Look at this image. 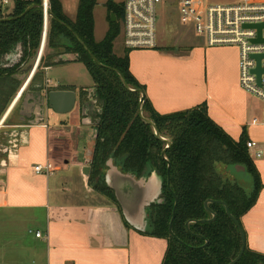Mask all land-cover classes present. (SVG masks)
<instances>
[{
	"label": "crops",
	"instance_id": "crops-1",
	"mask_svg": "<svg viewBox=\"0 0 264 264\" xmlns=\"http://www.w3.org/2000/svg\"><path fill=\"white\" fill-rule=\"evenodd\" d=\"M60 1L64 14L76 20L80 0L76 14L74 8L68 10L65 1ZM109 1L103 0L101 4L106 6ZM96 7L94 38L101 42L111 28L110 13L106 12L105 24L98 34ZM116 41L114 52L122 56L126 49L117 52ZM18 53L17 59L12 60L10 55L4 62L11 60L7 68L21 64V46ZM39 53L40 49L37 57ZM44 53L45 49L42 64L33 75L44 79L36 77L34 96L44 83L53 90H71L79 96L80 90L83 95L90 90L95 101L86 108L87 117L83 118L77 108L59 123L46 117L45 122L34 125L37 118L31 116L30 101L14 116L21 99L12 109L9 110V105L0 113V264H163L167 241L127 226L118 203L114 204L89 184L91 168L86 161L91 158L88 153L93 151L96 134V126L89 124L98 121L101 111L94 84L80 89L68 84L64 71L78 62L76 54L45 59ZM239 59V47H209L197 38L181 51L160 44L156 49L129 51L130 71L145 88V95L157 113L170 115L205 104L211 120L235 141L246 134L248 140L264 148V125L254 123L255 119L264 120V111L256 107L254 98L240 86ZM57 68L61 71L60 82L54 83L55 79L49 76ZM21 71L15 70L13 76H21ZM29 89L31 83L25 92ZM57 160L61 161L59 166L54 162ZM253 161L263 188L255 205L243 216L242 226L248 248L264 255V159ZM38 165H50L52 171L35 174L33 167ZM222 167L229 180L240 184L236 180L242 173L240 169ZM119 171L128 175L120 168ZM108 175L111 184H126L109 165L106 180ZM25 225L31 226L27 230L34 236L23 237L20 230ZM36 231L42 232V238H36Z\"/></svg>",
	"mask_w": 264,
	"mask_h": 264
},
{
	"label": "trees",
	"instance_id": "trees-1",
	"mask_svg": "<svg viewBox=\"0 0 264 264\" xmlns=\"http://www.w3.org/2000/svg\"><path fill=\"white\" fill-rule=\"evenodd\" d=\"M49 1L50 12L59 21L50 17L47 44L51 49L61 50L52 59L62 54H76L77 61L86 66L91 76L96 98L101 105L99 124L96 126L98 136L90 165V185L117 204L105 179L110 159L123 172L138 179L150 175L151 170L156 171L163 178V202L148 208V229L140 233L167 241L163 264H229L241 251L242 237L225 206L218 202L229 206L243 229L242 218L255 205L263 188L247 147L246 134L235 141L211 120L205 104L185 112L161 115L145 96L144 116L156 124L163 138L171 142L165 160L162 153L166 143L159 140L152 126L144 123L139 116V92L145 93V88L130 71L129 51L125 50L122 56L114 52V43L121 32L123 3L110 0L106 4L110 15L114 14L117 20L111 21L106 38L96 42L93 12L97 0H80L74 21L64 14L60 0ZM34 5L37 7L20 17ZM39 5H42V0H15L10 12H0V77L15 72L16 68H3L1 65L18 46L22 48V62L30 59L38 50L43 32V11ZM75 34L103 66L91 58ZM113 69L122 74L129 87L136 92L128 91L120 74ZM220 165L245 167L253 178L252 193L247 194L240 184L221 176ZM176 200L178 205L173 236L169 225ZM209 200L214 201L209 207L217 214V220L203 223V220L212 218L205 206ZM190 221L195 222L190 224L189 231L187 223ZM237 264H264V255L246 246Z\"/></svg>",
	"mask_w": 264,
	"mask_h": 264
},
{
	"label": "built area",
	"instance_id": "built-area-1",
	"mask_svg": "<svg viewBox=\"0 0 264 264\" xmlns=\"http://www.w3.org/2000/svg\"><path fill=\"white\" fill-rule=\"evenodd\" d=\"M15 0H0V12L9 7L10 12ZM176 1L178 15L183 26L190 27L209 47L237 46L240 50V86L248 94L264 102V58L261 60V82L255 70L258 61L254 56H264V43H256L259 31L255 26L264 24V0H241L235 4H210L207 0H124L122 35L124 47L128 51L151 50L159 46L158 6L170 5ZM43 34L40 53L42 56L47 43L50 22V1L42 0ZM264 40V28L261 32ZM39 53V54H40ZM255 124L264 125V120H254ZM247 147L253 159H264V148L258 142L248 140ZM35 174H48V166H34ZM32 234L33 232L30 231ZM36 238H42V232H35Z\"/></svg>",
	"mask_w": 264,
	"mask_h": 264
},
{
	"label": "water",
	"instance_id": "water-1",
	"mask_svg": "<svg viewBox=\"0 0 264 264\" xmlns=\"http://www.w3.org/2000/svg\"><path fill=\"white\" fill-rule=\"evenodd\" d=\"M37 5L29 7L23 15L20 17H24L27 15L30 11H32ZM41 10H43V5L38 6ZM9 11V7L5 8V12ZM49 15L54 18L56 21L57 18H55L51 12H49ZM112 22H115L116 16L114 14L111 15ZM3 21V20H2ZM5 21V20H4ZM68 29L72 30L69 26H66ZM246 28H255L259 31V38L256 40V43H264V40L261 38V32L264 28V24L261 25H255V26H245ZM76 38L80 42V44L86 49L88 54L91 56V58L100 66H103L97 58L91 53V51L88 49V47L82 42V40L75 34ZM255 59L258 61V68L255 70V73L258 75V81L261 82V75L263 73V70L261 69V60L264 58V56H254ZM78 57L76 56V60ZM42 64V57L41 53L38 55V57L32 59L29 64L26 67V71L30 73L29 79L33 78L35 71L41 66ZM112 69V68H111ZM117 73H119L117 70L113 69ZM120 74V73H119ZM122 82L125 86V88L130 92H136L135 90L131 89L125 79V77L120 74ZM28 79V80H29ZM86 92L91 93V91L87 90ZM141 94L140 104H139V116L141 120L152 126L156 137L168 144L170 147L171 142L167 140L166 138H163L160 135V132L156 126L155 123L147 119L143 114V105L145 100V93L143 91L139 92ZM36 97V105L34 106L33 113L34 117L37 118V121H35L34 125H40L41 123L46 121V117H48L49 112H53L60 116H66L70 115L76 110L77 108L81 109L82 117H87L86 114V108H90V104L93 103L95 100L91 96L88 97V101L86 102L85 96H79L77 92L71 91V90H51L46 92L45 86L43 85L40 87V89L35 93ZM83 124L85 125L86 122L83 121ZM99 124V121L96 123L91 122L89 125L97 126ZM98 134L96 132L94 140L96 141ZM94 149V148H93ZM88 155H91V158L86 161V165H91L92 163V155L93 151H90ZM166 155V150L163 151L162 157L164 159ZM167 160V159H166ZM110 166L112 168V171L114 174H118L122 177V179L126 182L125 185H119V184H111L108 180L109 175L107 176L106 183L108 187L113 191L114 196L116 198V201L121 209L122 216L125 220V222L133 229L138 230L140 232H145L148 229V216H147V210L152 204H160L162 203L161 196H162V189H163V178L159 176L157 173L154 175H151L150 177L144 176L141 179H137L136 176L128 173L127 176L121 175L119 171V167L115 165L114 161L112 159L107 162V166ZM235 170H241L242 173L247 172L246 168L240 165L233 166ZM91 168V166H90ZM88 170V167H87ZM91 171V169H89ZM88 170V171H89ZM169 175L167 183L170 185V164H169ZM154 176V178H152ZM106 177V176H105ZM104 196V195H103ZM105 197V196H104ZM107 198V197H106ZM211 203H214V201L209 200L206 203V209L212 214V218L208 220H203V223H213L217 220V214L214 213L209 205ZM222 203L227 211L228 216L232 219V221L237 225V227L240 230V234L242 237V248L239 253V255L232 260L229 264H237L243 257L246 246H247V240L244 230L241 228L239 222L235 219V217L230 212L229 206L224 202H218ZM178 201L176 200L174 211H173V217L171 219L169 230L170 233L174 236L173 233V222L175 220L176 215V209H177ZM192 222L190 221L187 223V229L190 231L189 226ZM200 238H203L202 236H199ZM177 239V238H176ZM208 241H206V245H208Z\"/></svg>",
	"mask_w": 264,
	"mask_h": 264
},
{
	"label": "rangeland",
	"instance_id": "rangeland-1",
	"mask_svg": "<svg viewBox=\"0 0 264 264\" xmlns=\"http://www.w3.org/2000/svg\"><path fill=\"white\" fill-rule=\"evenodd\" d=\"M64 1L68 7V10L74 8L73 11L76 14L79 0H64ZM101 1H103V0H98V4H97L96 10H95L96 18H97L98 25H99V33L98 34H100V32L102 30V26L105 24L106 12H108V14H109L108 7L102 5ZM112 1L113 2L116 1L115 3H123L124 0H112ZM207 1L210 4H215V5L216 4L229 5V4H235L241 0H207ZM176 4L177 3L175 1L170 5L161 3L158 6V40H159L160 45H166L170 49H174L176 51H181L185 47H188L191 44V42L196 38L202 39L203 41H205V40L203 38L199 37L196 33H194L192 28H190V27L186 28L185 26L182 25V23L180 21V17L178 15V10H177ZM111 15L109 14L110 21H112ZM111 24H112V22L109 25H111ZM120 24H121L120 37L118 38V40L116 41V44H115L117 52H121L124 50V40H123V35H122V19L120 20ZM42 34H43V32H42ZM41 40H42V38H41ZM40 47H41V45L39 46L38 50H36L34 52L33 56L30 57V59H28L27 61L21 62V64H20L21 67H19L20 66L19 64H16V70L18 71V69L21 68L22 71L20 73H22V75L20 74L21 75L20 77L16 76L17 77L16 80L15 81L11 80V81H9L10 83L18 86V85H20V83L22 81H25L27 78H29V76H28L29 72L26 71V67L32 59L37 57V54L39 52ZM17 48H16V50H17ZM59 51H61V50L56 51L54 49H51L48 46V44L46 43V48H45V53H44L43 58L50 59V56L55 55ZM16 53L13 54V57L11 58L12 60L17 59V57H19V53L18 54H16ZM73 64H74L73 67H71V68L68 67V69L64 71V75H65L64 77H66L68 84L69 85L72 84V86H75V88H78V89L92 87L93 81L91 79V76H90L86 66L84 64L78 63V62H75ZM55 70H56V72H52L50 74L51 76H49V77L52 79H55L54 83L55 82L57 83L59 81V78H58L59 75L58 74H61V71L59 68H57ZM36 77L42 78V80L44 79V76H34V78L31 81V89L28 90L25 100H23L17 106L16 111L14 113V116L24 107L25 104H27L26 101H30V105H31L30 107L32 109H34V106L36 105V102H35L36 97L33 95L34 91H32V90L34 88V84H36L37 79H38ZM43 85L45 86L46 92L53 90L52 88L46 86V84H44V83H42L40 85V87H42ZM0 86L2 87L1 84H0ZM40 87L38 88V90L40 89ZM5 90H6L5 86H3L2 91H5ZM30 94H32V95H30ZM79 94H81V96H85V99H86L90 96L91 93L87 92V94L83 95L82 90H80ZM12 95L13 94H11V96L9 95V97L4 95L3 98L6 99L5 102L4 101L2 102L0 99V113L3 111L4 108L7 107V104H9V102L11 101ZM251 97L254 98L256 107L258 109H260L261 111H264V103L262 101H260L258 98L254 97L253 95H251ZM31 113H32L31 116H34V113L33 112H31ZM48 117L51 120L58 121V123H59L61 120H65L67 118V115L66 116H60V115H57L53 112H49ZM54 162H55L56 166H59L61 164V161H58V160L54 161ZM219 170H220L219 173L221 174V176H223L225 179L229 178V177H227V175H225L226 173L224 171V168L221 165L219 166ZM105 172H106V170H105ZM236 180L245 189L247 194L252 193L253 188H254V184H253V178L249 173H246V172L240 173L237 176ZM231 181H233V180H231ZM29 227H31V226H29ZM29 227L25 225L24 228H22L20 230L23 237H24V235H27L28 237L34 236L33 234H29V232H28L29 230H27ZM22 259L25 260V257H22Z\"/></svg>",
	"mask_w": 264,
	"mask_h": 264
},
{
	"label": "flooded vegetation",
	"instance_id": "flooded-vegetation-1",
	"mask_svg": "<svg viewBox=\"0 0 264 264\" xmlns=\"http://www.w3.org/2000/svg\"><path fill=\"white\" fill-rule=\"evenodd\" d=\"M16 50V49H15ZM17 52V50L16 51H14V52H12L10 55H13L14 53H16ZM8 60V59H7ZM10 62H7V64L9 63V64H11V60H9ZM7 64H4V66H6L5 68H7ZM2 67H3V65H1ZM21 66V65H20ZM19 66V67H20ZM11 67V66H10ZM9 67V68H10ZM15 74V72L13 73V74H7V75H5V76H1L0 77V84L2 85V87L3 86H5V88H6V90L5 91H2V87L0 86V99H1V101L3 102H5V98H3L4 97V95L5 96H7V97H9V95L11 96V94H13L12 95V97H11V101L9 102V104H7V107L9 106V105H11L12 106V108L14 107V105H15V103H17L20 99H21V101H19V103H21L23 100H25V98H26V96H27V93L25 92L26 90H27V88H28V86L30 85V83H31V81H32V79L34 78H32L30 81H29V83H28V85H26L27 84V81H28V79L29 78H27L25 81H22L21 83H20V85H14V84H12V83H10L9 81H11V80H13V81H15L16 80V76H13ZM29 75H30V73H29ZM28 75V76H29ZM20 77V76H19ZM19 92H22L23 94L17 99L16 97H17V95H18V93ZM16 98V99H15ZM13 102V103H12ZM5 104V103H4ZM19 105V104H18ZM10 106V107H11ZM6 107V108H7ZM169 145L168 144H166V147H165V150H167L169 147H168ZM166 158V157H165ZM167 159V158H166ZM165 159V160H166ZM153 173H157L156 171H154V170H151V173H150V175H148L149 177L153 174ZM158 174V173H157ZM159 175V174H158ZM147 176V175H146ZM160 176V175H159ZM169 186V185H168ZM162 193H163V189H162ZM162 197V196H161ZM162 200V199H161ZM163 202V201H162ZM147 212H148V210H147ZM147 216H148V213H147ZM170 231V230H169Z\"/></svg>",
	"mask_w": 264,
	"mask_h": 264
},
{
	"label": "bare ground",
	"instance_id": "bare-ground-1",
	"mask_svg": "<svg viewBox=\"0 0 264 264\" xmlns=\"http://www.w3.org/2000/svg\"><path fill=\"white\" fill-rule=\"evenodd\" d=\"M45 46H46V43H45ZM45 46H44V49H45ZM43 49V50H44ZM31 80V78L27 81V84L26 85H28V83H29V81ZM23 93L21 92L18 96H17V99L22 95ZM13 106V105H12ZM12 106L9 108V110L10 109H12Z\"/></svg>",
	"mask_w": 264,
	"mask_h": 264
}]
</instances>
